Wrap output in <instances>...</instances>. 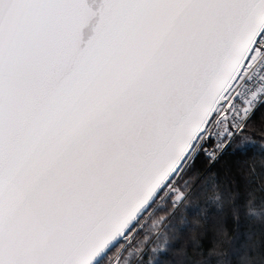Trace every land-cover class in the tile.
Returning a JSON list of instances; mask_svg holds the SVG:
<instances>
[{
	"label": "snow or ice",
	"instance_id": "6c2138e0",
	"mask_svg": "<svg viewBox=\"0 0 264 264\" xmlns=\"http://www.w3.org/2000/svg\"><path fill=\"white\" fill-rule=\"evenodd\" d=\"M252 217L264 0H0V264H264Z\"/></svg>",
	"mask_w": 264,
	"mask_h": 264
},
{
	"label": "clouds",
	"instance_id": "9594fccd",
	"mask_svg": "<svg viewBox=\"0 0 264 264\" xmlns=\"http://www.w3.org/2000/svg\"><path fill=\"white\" fill-rule=\"evenodd\" d=\"M215 195H216V190L210 186L205 191L203 199L208 203L209 207L214 208L216 207L217 204L224 205L226 198L223 197V193H222V199L220 201H217L214 199ZM252 220L254 223L264 222V217H261L259 220H257V218L252 219Z\"/></svg>",
	"mask_w": 264,
	"mask_h": 264
},
{
	"label": "trees",
	"instance_id": "16d2710c",
	"mask_svg": "<svg viewBox=\"0 0 264 264\" xmlns=\"http://www.w3.org/2000/svg\"><path fill=\"white\" fill-rule=\"evenodd\" d=\"M189 212H191V209L189 210ZM251 219H255V217H252Z\"/></svg>",
	"mask_w": 264,
	"mask_h": 264
}]
</instances>
